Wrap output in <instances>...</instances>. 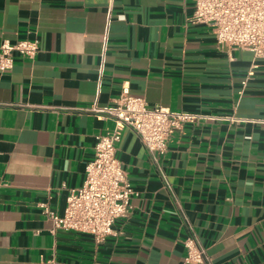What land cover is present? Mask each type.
I'll return each instance as SVG.
<instances>
[{
    "label": "crops",
    "instance_id": "crops-1",
    "mask_svg": "<svg viewBox=\"0 0 264 264\" xmlns=\"http://www.w3.org/2000/svg\"><path fill=\"white\" fill-rule=\"evenodd\" d=\"M193 0H0V44L33 39L0 69V264H264V55L219 46ZM199 113L154 160L126 126L116 155L134 189L98 242L54 228L80 186L121 86Z\"/></svg>",
    "mask_w": 264,
    "mask_h": 264
},
{
    "label": "built area",
    "instance_id": "built-area-1",
    "mask_svg": "<svg viewBox=\"0 0 264 264\" xmlns=\"http://www.w3.org/2000/svg\"><path fill=\"white\" fill-rule=\"evenodd\" d=\"M188 20L207 25L219 46L244 48L255 56L264 55V0H193V11ZM14 50L32 58L38 43L33 39L13 43L4 40L0 44V69L11 67ZM86 110L111 118L114 125L95 136L94 154L85 165L84 180L80 186L68 189L63 213L59 215L46 204L40 205L54 228L90 233L100 242L113 232L115 219L128 215L130 198L134 194L116 155L123 128H132L156 160L166 150L171 133L202 115L172 111L162 105L150 106L144 98L132 95L127 83L121 86L112 106L93 104ZM184 244L185 262L210 264L205 248L193 237L185 239Z\"/></svg>",
    "mask_w": 264,
    "mask_h": 264
}]
</instances>
